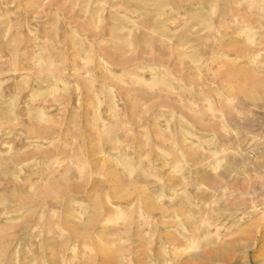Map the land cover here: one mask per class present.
Wrapping results in <instances>:
<instances>
[{
  "label": "rangeland",
  "instance_id": "obj_1",
  "mask_svg": "<svg viewBox=\"0 0 264 264\" xmlns=\"http://www.w3.org/2000/svg\"><path fill=\"white\" fill-rule=\"evenodd\" d=\"M0 264H264V0H0Z\"/></svg>",
  "mask_w": 264,
  "mask_h": 264
},
{
  "label": "bare ground",
  "instance_id": "obj_2",
  "mask_svg": "<svg viewBox=\"0 0 264 264\" xmlns=\"http://www.w3.org/2000/svg\"><path fill=\"white\" fill-rule=\"evenodd\" d=\"M248 56V55H247ZM194 102H193V105L195 106L194 107V112H193V119H194V126H193V129H194V134L193 136L195 138H199L200 136H204L208 133H212L213 135H215L214 137L216 138V142L214 143V149L216 151L214 152H217V151H224V147L222 146V142L224 141H228L230 140L232 137H229L228 134L226 133V130H227V127L226 125H228V122L226 119H224L223 121H218V122H215L213 120H206L205 121H202L201 122V118H200V109H199V106H200V97L199 95H194ZM219 103V102H218ZM228 112H229V115H228V120L230 121V119L232 118L231 117V112H234V109L233 107L227 109ZM222 116V115H221ZM223 117V116H222ZM224 118V117H223ZM234 119V118H233ZM232 120V119H231ZM208 121V122H207ZM225 121V123H224ZM233 121V120H232ZM231 121V122H232ZM231 125V124H230ZM232 136V135H231ZM235 136V135H234ZM233 138H236L234 137ZM237 139V138H236ZM237 141V140H236ZM235 141V142H236ZM241 141H239L240 143ZM237 144V142L235 143ZM183 146V145H182ZM222 147V148H221ZM213 149V150H214ZM177 152V151H176ZM214 155V153H213ZM184 158H185V151L183 149V147H179L178 148V163H182L184 162ZM184 167V166H183ZM182 166H179L177 167L176 169V174L178 175V182H177V185H180L182 186V184L184 183V178H183V173H184V168ZM177 188V186H176ZM180 189V188H179ZM204 193V191H203ZM181 194V190L179 191V195L177 196L178 200H177V204L178 205H182V196H180ZM180 208V207H179Z\"/></svg>",
  "mask_w": 264,
  "mask_h": 264
}]
</instances>
